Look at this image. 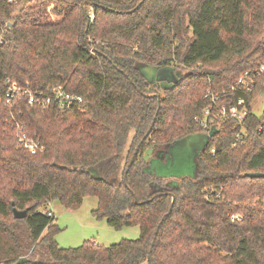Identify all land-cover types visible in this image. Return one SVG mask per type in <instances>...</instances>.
Segmentation results:
<instances>
[{"label": "trees", "instance_id": "16d2710c", "mask_svg": "<svg viewBox=\"0 0 264 264\" xmlns=\"http://www.w3.org/2000/svg\"><path fill=\"white\" fill-rule=\"evenodd\" d=\"M5 21L0 264H264V109L251 106L264 93V0H0ZM160 67L175 80H148L145 69ZM246 72L251 89L232 91ZM8 80L40 96L63 86L83 102L60 109L19 94L9 105ZM223 89L221 102L242 98L248 115L205 131L206 95ZM196 134L205 138L197 176L161 183L146 154ZM90 195L98 220L139 225L140 237L60 247L48 206L76 209Z\"/></svg>", "mask_w": 264, "mask_h": 264}, {"label": "rangeland", "instance_id": "374dc122", "mask_svg": "<svg viewBox=\"0 0 264 264\" xmlns=\"http://www.w3.org/2000/svg\"><path fill=\"white\" fill-rule=\"evenodd\" d=\"M52 8L53 3H48L47 9L51 10ZM53 19L55 20L56 18L53 17ZM175 76L177 77L176 73L173 74V77ZM163 83L166 85L169 82L164 81ZM251 106L255 113L261 114L264 109V93H259ZM188 142L189 144L192 143L190 140ZM170 147L160 146L156 152L152 153L149 151L146 154L150 161L151 157L157 158L152 166L159 176L158 180L161 183H167L171 179L197 176L201 145L197 143L191 147H185L179 152H173V154H170ZM98 204L99 199L92 195L85 197L82 205L76 209L66 208L57 200L52 201L48 207L54 210L57 224L61 228L56 235V240L60 247H78L86 241L110 246L125 239H137L140 237L141 228L139 225L124 226L116 229L110 226L106 220H98L93 215V210L98 207Z\"/></svg>", "mask_w": 264, "mask_h": 264}, {"label": "built area", "instance_id": "2783aa9c", "mask_svg": "<svg viewBox=\"0 0 264 264\" xmlns=\"http://www.w3.org/2000/svg\"><path fill=\"white\" fill-rule=\"evenodd\" d=\"M7 3L13 4L17 3L19 0H3ZM11 21H5L0 23V44H6L7 40V31L11 27ZM264 72V64L261 65L259 71ZM254 82L253 77L249 72H246L241 75L239 80L235 85L231 86V90H250L252 83ZM231 90L223 89L221 92L208 91L207 97L210 99L211 107L205 110L204 115L201 118H197L200 122L201 127L205 131H210L216 124H219L223 119H234L240 123H243L245 117L248 115V107L245 104L242 98L238 99L234 103H222L223 97H228L231 93ZM19 94H26L29 96L30 103H37L43 106H48L51 103H56L60 109L72 108L74 105L82 103L83 98L80 95L68 93L63 86H56L50 95L40 96L39 94L33 92L29 86H21L16 81L8 80L7 81V93H6V103L11 105L13 104L14 99ZM20 129V125H18ZM19 132V141L25 148L31 152H36L37 146L35 140L27 135L24 131ZM241 137V134L238 135ZM48 214L53 212L48 210ZM237 216H232L236 218Z\"/></svg>", "mask_w": 264, "mask_h": 264}, {"label": "water", "instance_id": "95a60500", "mask_svg": "<svg viewBox=\"0 0 264 264\" xmlns=\"http://www.w3.org/2000/svg\"><path fill=\"white\" fill-rule=\"evenodd\" d=\"M146 73V77L148 78V80H151V81H159V82H171L173 79L175 80L176 76L173 77V74L175 73L172 69H169L168 67H160V68H146L145 69ZM139 89V88H138ZM140 90V89H139ZM146 94V93H144ZM149 96H157V94H147ZM151 132V129L148 131V133L146 134L145 138L140 142V145L143 143V141L149 136ZM196 142L200 143V142H203L204 141V138L199 135V136H196ZM193 143L190 145L192 146ZM139 151V147L137 148L136 150V154L138 153ZM134 161V158L131 160V163L130 165L133 163ZM127 175V174H126ZM255 175L254 173H251L250 176H253ZM159 190H163V187H159ZM174 202H175V196H173V200H172V206L170 208V210L168 211L167 215H170L172 213V210H173V205H174ZM27 214V211L26 210H19L17 208L14 209V215L16 218H24ZM163 223V220L159 223V226H158V229L156 230V234H155V237L152 241V245H151V250L152 248L154 247L155 245V241H156V238H157V235L159 234V230H160V227ZM152 259V255L150 254L149 255V260Z\"/></svg>", "mask_w": 264, "mask_h": 264}, {"label": "flooded vegetation", "instance_id": "af4514ba", "mask_svg": "<svg viewBox=\"0 0 264 264\" xmlns=\"http://www.w3.org/2000/svg\"><path fill=\"white\" fill-rule=\"evenodd\" d=\"M172 81H174V79ZM199 135H201L204 138V136L202 134H196V135H193L192 137L185 138L184 140H182V141H180L178 143L170 145L171 146L170 147V154H173V152L175 153L176 151L179 152L180 150H183L185 147L186 148L191 147L190 145L192 143H193V145L197 144L198 142H196L195 139H196V136H199ZM189 140L192 142L191 144H189V142H188ZM204 142H205V138H204L203 142L199 143L201 145V148H202ZM187 145H189V146H187Z\"/></svg>", "mask_w": 264, "mask_h": 264}, {"label": "crops", "instance_id": "0c3cea01", "mask_svg": "<svg viewBox=\"0 0 264 264\" xmlns=\"http://www.w3.org/2000/svg\"><path fill=\"white\" fill-rule=\"evenodd\" d=\"M50 204H51V203H50ZM48 210H50V211H52V212L54 213V210H53V209L50 208V209H48ZM54 214H55V213H54Z\"/></svg>", "mask_w": 264, "mask_h": 264}]
</instances>
